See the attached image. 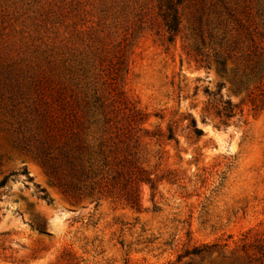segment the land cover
Masks as SVG:
<instances>
[{"label":"rangeland","instance_id":"obj_1","mask_svg":"<svg viewBox=\"0 0 264 264\" xmlns=\"http://www.w3.org/2000/svg\"><path fill=\"white\" fill-rule=\"evenodd\" d=\"M136 110L155 188L65 192L50 126ZM0 264H264V0H0Z\"/></svg>","mask_w":264,"mask_h":264},{"label":"trees","instance_id":"obj_2","mask_svg":"<svg viewBox=\"0 0 264 264\" xmlns=\"http://www.w3.org/2000/svg\"><path fill=\"white\" fill-rule=\"evenodd\" d=\"M169 9L174 8L172 6ZM178 24V17L174 14L168 23L169 30L177 32ZM235 108L229 100H225L222 102V108L216 111V116L226 125L235 115ZM102 113L106 126L97 136L92 134L93 141L89 139L83 121L77 117L70 121L71 124L62 119L53 127L50 126L48 137L52 151L47 152L45 162L50 172L63 181L65 192L80 197L93 195L94 191L107 194L117 182L122 183L125 189L130 187L129 200L133 206L139 205L140 185L147 183L154 189L156 184V179L137 161V152L132 150L137 147L136 144L130 143L132 122L143 120L144 115L137 110L131 117L126 114L109 117L108 112ZM189 127L195 134H202L194 118L191 119ZM150 135L158 137L159 140L177 141L176 131L172 126L168 127V132L158 128ZM5 182L6 178L2 180V184Z\"/></svg>","mask_w":264,"mask_h":264}]
</instances>
